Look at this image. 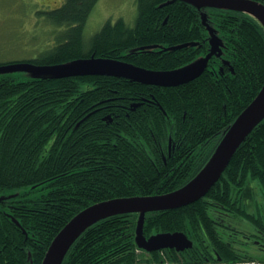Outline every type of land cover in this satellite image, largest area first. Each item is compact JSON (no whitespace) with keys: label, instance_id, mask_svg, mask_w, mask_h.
I'll use <instances>...</instances> for the list:
<instances>
[{"label":"trees","instance_id":"obj_1","mask_svg":"<svg viewBox=\"0 0 264 264\" xmlns=\"http://www.w3.org/2000/svg\"><path fill=\"white\" fill-rule=\"evenodd\" d=\"M97 1L62 0L44 12L63 30L51 49L26 61L48 65L93 55L171 70L208 51L200 10L180 0L162 7L170 0H136L132 26L121 18L107 20L86 43V22ZM203 11L222 40L219 56L210 58L199 77L182 85L160 87L105 75L51 80L0 75V193L16 194L0 201V264H41L53 237L83 208L112 198L175 190L211 156L224 131L262 86L264 30L244 13ZM155 44L169 49L123 54L136 45ZM135 102L141 104L132 109ZM92 104L97 110L74 128ZM108 112L114 115L111 123L101 118ZM169 137L175 145L168 155ZM257 191L264 198V119L203 197L179 209L145 214L144 235L182 231L193 241L191 248L161 250L165 258L160 251L137 255L138 215L125 213L88 227L62 264H161L164 259L190 264L217 258L258 259L262 264L264 257L247 255L230 244L234 230L251 233L264 226V218L262 222L255 213L264 200L256 198Z\"/></svg>","mask_w":264,"mask_h":264},{"label":"water","instance_id":"obj_2","mask_svg":"<svg viewBox=\"0 0 264 264\" xmlns=\"http://www.w3.org/2000/svg\"><path fill=\"white\" fill-rule=\"evenodd\" d=\"M173 1L170 0L159 6H165ZM180 1L200 10L202 23L206 26L210 34L211 48L209 53L204 58L196 59L194 63L188 66L171 71H151L116 59L96 58L91 55L89 58H78L58 64L41 65L30 62L3 64L0 65V74L7 73L8 71L25 70L38 75L36 78L30 80H51L83 75H105L124 78L143 84L174 87L197 78L203 72L209 58L216 54L217 51V55L219 54V46L222 42L215 36L214 29L206 23V13L203 9L217 8L246 13L253 17L264 30V4L256 0ZM187 45H192V42L174 46L172 49ZM101 64L111 66L116 71L99 70L98 67ZM134 106H137V104ZM262 119H264V81L254 98L224 131L216 148L210 154L211 156L199 169L193 179L184 186L164 194L118 197L88 205L71 217L53 237L45 251L41 264H62L72 244L88 227L110 216L125 213L138 214L134 241L139 248L153 252L165 248L182 251L191 247V240L183 232L156 233L145 236L143 234L145 214L147 212L178 209L203 197L218 180L241 142ZM15 195L0 193V201H6ZM12 220L18 223L15 219Z\"/></svg>","mask_w":264,"mask_h":264},{"label":"rangeland","instance_id":"obj_3","mask_svg":"<svg viewBox=\"0 0 264 264\" xmlns=\"http://www.w3.org/2000/svg\"><path fill=\"white\" fill-rule=\"evenodd\" d=\"M57 2L58 0H0V64L36 58L45 51L51 49L57 43L58 37H60L63 29L53 25L44 14V11L57 7ZM136 13V0H99L91 10L89 19L86 23L84 30L85 42L88 43L90 37L98 31L107 20H115L120 17L125 20L126 24L132 26ZM165 17L167 16H164V18ZM164 18L162 21L165 22L166 18ZM145 22H147V18ZM164 48H166L164 44L135 46L125 50V53L132 54L158 51ZM80 57L87 56L84 55ZM65 60L70 59L65 57L63 61ZM192 63H194V61L185 66ZM98 69L102 71H116L115 68L104 64H101ZM0 75L12 76L21 80H30L38 76L31 71L25 70L8 71ZM82 119L83 118H81V120ZM79 123L75 124L74 128L77 127ZM91 166H93V164ZM6 193H8V195L14 194L12 192ZM141 253L145 256V253ZM149 263H151V261H149ZM151 264H154V262Z\"/></svg>","mask_w":264,"mask_h":264},{"label":"flooded vegetation","instance_id":"obj_4","mask_svg":"<svg viewBox=\"0 0 264 264\" xmlns=\"http://www.w3.org/2000/svg\"><path fill=\"white\" fill-rule=\"evenodd\" d=\"M88 113H90L88 117L94 113V110H92V106L89 108ZM260 193L261 192L259 191L256 192V198L259 197L260 202H262L264 198H262V196L259 195ZM259 205L260 208L257 211H255V213L257 214L258 218L259 217L262 218V222H263L264 200L263 203H259ZM261 228L256 226L253 228L251 233L243 230H236V231L234 230V232L232 233L233 237H230L231 239L230 244H233L236 247L241 248V250L246 252L247 255H251L254 257H264V226Z\"/></svg>","mask_w":264,"mask_h":264}]
</instances>
